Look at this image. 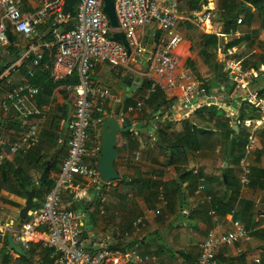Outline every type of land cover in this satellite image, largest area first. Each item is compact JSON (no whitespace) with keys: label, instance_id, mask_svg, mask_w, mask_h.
Listing matches in <instances>:
<instances>
[{"label":"crops","instance_id":"0c3cea01","mask_svg":"<svg viewBox=\"0 0 264 264\" xmlns=\"http://www.w3.org/2000/svg\"><path fill=\"white\" fill-rule=\"evenodd\" d=\"M39 3L40 0H24L23 11L33 12L38 8ZM179 8L181 18L177 22V31L181 34L182 40L173 50L178 59L174 74L180 78L183 72L190 73L194 80L203 82L207 86V91L217 98L220 107L225 109L227 117L237 116L238 102L234 99L237 96L242 99V93L232 84L231 73L222 65V61L228 59L239 62L243 70L256 72V76L253 74L250 77L249 89L257 93L262 89L264 81L261 78H264V64L260 62L264 58V29L261 27V18L264 15V6L257 8L245 0H180ZM192 10L208 14L206 27L186 17ZM228 11L236 13V19L241 18L242 21L240 23L233 21L238 35H228L227 40L224 41L218 33H226L230 29L223 31V22L219 20V15ZM9 32L13 41L9 39L7 52L15 48L20 54L30 49L35 41L39 42L40 49L43 51V61L41 60L39 66L32 68V57H27L18 62L19 68L11 76L21 80L28 69H33L35 73L39 67L41 72L48 71L51 77V66L57 54V48L52 44L49 24L45 23L39 28V40L25 38L18 32ZM144 33L146 43L149 38H152L151 48L157 44L162 35L156 23L147 25ZM209 33L216 34L219 40L214 55L205 59L200 54L203 46L201 34ZM229 42L233 43L228 45ZM30 54L33 56L32 52ZM4 57L0 58V62ZM214 63L219 65L218 73L215 72ZM115 68L117 67L107 63L98 64L91 77L93 82L110 87L120 100L124 95H127L126 99L129 98L131 102L140 98L146 90L142 83L140 84V80L148 81L155 77V73L148 68V61L141 62L138 76L130 74L122 67L119 75L120 69ZM146 72L148 76L144 75ZM73 73L76 74L75 71ZM127 74L133 76L131 85L122 83ZM232 85V92L228 94ZM4 91L5 86L0 79V98ZM165 95L166 103L156 106L146 103L141 111L126 113L125 116L133 124L142 123L143 125L136 130L117 135L114 167L119 178L102 184L98 188L97 185L86 184L83 179L76 176L73 186L62 191L60 205L73 209L74 204L79 203V207L75 209L81 211V219L85 217L89 220L84 225L90 226L88 229L83 227L82 240L85 245H90L97 250L101 248L102 241L106 240L107 245L118 244V247L113 250H117L120 256L129 251H136L140 257H143L141 261L130 262L120 258L119 264H195L199 256V244L210 228L216 227L221 231L231 229L228 213L232 209L225 210L224 203L229 201L232 206H236L237 200L244 198L251 204L249 207L247 203L239 204L241 217L238 220L250 230V240L238 241L230 246L221 245L217 248L215 256L228 264H264V190L251 186L243 189L240 186L238 194L236 192L233 194L231 191L224 192L222 179L225 182L226 178H223L225 175L223 167L226 166L224 161L229 145L225 137H222L220 144L213 152H185L180 147L171 150L161 148L154 137L155 108L157 107L160 111L161 123L169 122L168 128L165 129L169 137H174L182 128V120L192 118L196 110L183 104L178 87L165 92ZM68 99L71 103H68ZM34 103L40 113L26 119L20 118L13 107L8 112L0 108V137L6 143L16 139L31 123L37 124L40 129L46 127L58 106L63 103H67V106L72 105V94L60 84L53 89L48 103L39 105L36 97ZM118 103L111 101L106 105L107 116L114 114ZM239 128L241 132L249 135V129L242 126ZM262 129L263 127H260L254 132L256 141L255 149L248 159L250 168L264 167V155L259 159L256 157V151L262 146ZM66 135L67 132L65 137ZM92 142L93 130H90L89 143ZM51 153L52 149L47 146L40 147L39 150L32 149L23 155L7 153L0 169V176L2 177L5 172L16 191H10L4 186L0 188V239L2 242L3 237L6 238L7 233L12 231L14 242L21 247L13 223L18 218L19 210L24 206L26 193L23 194L13 175L25 176L33 186L41 174L39 168L41 162L48 160ZM66 154L67 146L58 156L54 155L57 160L54 168L50 169V176H55ZM84 160L91 162L88 157ZM235 165L237 166L235 175L238 179L240 168L239 164ZM189 170L193 171L192 174H186ZM199 184L204 185V190L196 193ZM160 188L166 200L163 205L159 199ZM44 194L37 197L34 195V202H37L39 207ZM207 196L210 199H207ZM258 197H262L263 200L255 206L254 201ZM213 200L215 202H212ZM156 210L159 212L156 213ZM138 217L142 218V223L138 228H133L132 224ZM31 237L33 239L27 248L32 253L30 261L40 259L43 262L41 254L44 247L36 240L35 234ZM35 246L37 248L34 251L32 248ZM21 248L25 252L26 249ZM7 253L12 261L20 255L10 249ZM255 259H258V262Z\"/></svg>","mask_w":264,"mask_h":264},{"label":"built area","instance_id":"2783aa9c","mask_svg":"<svg viewBox=\"0 0 264 264\" xmlns=\"http://www.w3.org/2000/svg\"><path fill=\"white\" fill-rule=\"evenodd\" d=\"M64 2L65 0H40L35 11L25 12L24 0H0V58L7 53L8 31L18 32L28 39L39 40V28L48 23L52 44L57 48L51 66L53 81L66 80L74 71L77 74V82L64 84V89L72 94V112L67 129V154L61 160L53 177L52 187L44 194L41 206L28 212L25 222L15 229L16 237L21 247L27 249L33 239L31 236L35 234L42 247L50 250L49 258L52 260L50 264H119L120 258L127 262L141 261L143 257L136 251H129L120 256L117 250L108 248L106 240L102 241L101 248L97 250L90 251L91 247L86 249L82 240L81 213L60 205L62 191L73 186L76 176L88 185L105 184L101 181L98 170L100 126L107 117L106 105L111 101L121 100L110 87L92 81L91 74L94 68L98 64L107 63L125 68L130 74L138 76L141 62L148 61L149 70L155 73L154 78H148L150 86L145 93L124 105L118 115L120 122L124 120L126 113L141 111L148 101L149 93L156 87L162 89L164 93L178 87L183 104L192 109L212 104L220 107V104L217 98L207 91V86L194 80L190 73L183 72L180 78L174 74L178 59L173 50L182 40L181 34L177 31V22L181 18L180 0H114V11L118 21L116 29L111 27L108 17L103 12V0H76L72 19L69 17L70 12L66 15L63 13ZM186 17L202 27H206L209 18L208 14H202L198 10L189 11ZM69 20L72 21V26L65 28L63 25L68 24ZM241 21V18H237V23ZM152 23H156L162 35L145 57L147 43L144 28ZM115 31L123 33L130 53L121 41L112 38ZM218 35L226 41V36H237L238 32L236 29H230L229 32H220ZM30 52L33 54L32 68L39 66L43 51L39 42L35 41L30 49L18 55V60L16 58L8 61L0 73V79L5 86L0 98V108L8 112L13 107L22 119L40 113L34 103L39 87L30 81L34 75L33 69H28L21 80L11 76L19 68L18 62L29 57ZM222 65L230 71L232 84L241 91L242 99L260 110L259 116L254 118L246 117L239 120L237 116H231L233 117L231 124L236 123L250 130L238 163L240 168L238 180L244 189L250 184L248 159L255 149L254 132L264 126V98L249 89L250 77L253 74L256 76V72L245 71L239 62L228 59H224ZM148 72L144 75L148 76ZM158 119L159 115L154 113V120ZM90 130H93L92 143H89ZM39 143L40 128L35 123L29 124L9 143L0 137V167L7 153H27ZM86 157L90 158L91 162H86L84 160ZM203 190L204 185L199 184L196 193ZM159 199L162 205L166 203L161 188ZM207 199L210 197L207 196ZM262 200V197L256 198L255 206ZM158 212L156 210V213ZM233 215L234 210H231L228 213L231 229L221 231L213 227L207 231L199 244L200 251L195 264H228L216 258L217 248L250 240V230ZM141 223L142 218L138 217L132 226L138 228ZM2 245L0 239V248ZM255 261L258 262V259ZM42 263L40 259H34L29 264Z\"/></svg>","mask_w":264,"mask_h":264},{"label":"trees","instance_id":"16d2710c","mask_svg":"<svg viewBox=\"0 0 264 264\" xmlns=\"http://www.w3.org/2000/svg\"><path fill=\"white\" fill-rule=\"evenodd\" d=\"M254 5L255 7L259 8L264 6V0H245ZM219 20L223 22V31H228L229 29H235V25L233 21L237 22V14L236 13H230L224 12L220 13ZM74 15L73 8L70 11V19H72ZM66 27L72 26V21L69 20L68 24L63 25ZM261 27L264 29V15L261 18ZM8 36L10 41H13V37L11 35V32L8 31ZM201 37L203 39V46L200 50V54L207 59V57L213 56L214 52L217 48L218 44V37L214 33L209 34H201ZM113 38V37H112ZM233 42H229L228 45H230ZM19 53L16 51L15 48H12L8 50L7 54L4 58L1 59L0 62V73L4 69L5 65L4 63L7 61H13L18 57ZM32 57L30 54L29 58ZM43 61V60H42ZM260 64H264V58L261 59ZM215 69L218 73L219 65L214 63ZM120 69L119 75L121 73V67L116 66ZM244 68H246L244 66ZM264 81V78H261ZM30 81L39 87V92L36 96L37 103L39 105L46 104L49 102L50 97L52 95L53 89L57 85H63L71 82L75 83L77 82V74L73 73L71 76H69L66 80H59V81H53L49 75L48 71H43L38 69L35 71L34 76L31 77ZM227 85V84H226ZM142 86L146 89L150 86V81L143 79L142 80ZM233 89V85L230 87L231 93ZM259 97H264V85L262 89L258 91ZM234 100L238 102L237 109L238 114L237 118L239 120H242L246 117L254 118L259 116L260 110L258 107L254 106L253 104L247 102L246 100L241 99L239 96H237ZM131 100L127 98L125 100V106L129 104ZM68 103H71V100L68 99ZM147 103H152L155 106L160 103H166V95L163 92L162 89L159 87H156L152 92L149 93V98ZM156 111V108L154 110V113ZM67 113V103H63L61 106H58L56 110L54 111L52 117L50 118L48 124L46 127H42L40 129V143L38 146H36L33 149H40V147L47 146L50 149H52V153L48 160H44L41 162L39 168L42 172V170L45 168L47 162H52V168H54L56 163V157L64 150L65 146H68L67 144V135L65 137L61 136L62 133V125L61 121L64 120ZM160 117L158 120H156V133L154 135L156 142L163 148L164 150H171L175 147H180L182 151H193V152H213L220 144V141L222 137H225L228 140V150L226 151V166L223 167V174H225L226 181L222 179V184L224 186V192H232L233 194L236 192L238 194V190L240 188V185L238 183V179L234 173V170L231 165L238 164L240 157L243 155V149L244 145L247 141L248 133L241 132L240 131V125L238 124L239 131L235 133L233 130V125L229 123L231 120L230 117L226 116V111L222 107H218L217 105H209L202 108H197L192 118H187L182 120L181 122V130L177 132L174 137H169V134L165 131L166 128L169 126V122H166L164 124L161 123ZM262 146L256 151V157L259 159L262 155H264V126L262 129ZM236 137V140L234 143L231 142V139L233 137ZM60 140V141H59ZM40 146V147H39ZM32 150V149H31ZM29 150L28 153L31 151ZM19 154V153H18ZM23 155L25 153H20V155ZM58 158V157H57ZM3 166V165H2ZM1 166V167H2ZM0 167V169H1ZM192 170H189L186 172V174H192ZM239 173V171H238ZM1 175V174H0ZM196 175V174H193ZM15 181L19 187L23 190V194L25 195L26 191L29 189V186L32 184L28 182L25 178V176H21L20 174H14ZM54 178L52 176H48L45 182H41L39 179L37 180L36 184L33 186L31 185V188H35V197L38 195H41L43 193H46L53 185ZM8 187L10 191H16L14 187L11 185L9 178H7V175L2 174V177L0 176V188L1 187ZM252 188H258L264 190V167H251L250 168V184ZM30 188V189H31ZM183 202V201H182ZM212 202H215L213 200ZM223 205V202L220 201ZM248 204V207L250 206L251 202L246 199L239 198L237 200V205L232 206V204L227 201L225 206V210H234V218L239 219L241 217V211H239V204ZM39 207V204L37 202L33 203V209ZM79 207V203L74 204L73 209ZM234 207V208H233ZM25 222V220L22 221V223ZM35 246L32 248L35 251ZM90 251H93L94 248L91 247L89 249ZM7 240L5 237H3V246L0 248V264H29L30 260L32 258V253L29 249L25 250L24 255H19L18 258L14 261H12L11 257L7 253ZM50 250L47 248L42 249L41 259L44 260L42 264H50L51 258H49Z\"/></svg>","mask_w":264,"mask_h":264},{"label":"water","instance_id":"95a60500","mask_svg":"<svg viewBox=\"0 0 264 264\" xmlns=\"http://www.w3.org/2000/svg\"><path fill=\"white\" fill-rule=\"evenodd\" d=\"M75 2L76 0H65L64 5H63V13L65 15L71 11ZM102 9H103V12L108 17L111 27L116 29L118 27V21H117L115 11H114V0H103ZM112 37L121 41L123 45L125 46V48L127 49V52L130 53V48L128 47V44L122 32L115 31L112 33ZM151 44H152V38H149L148 43L146 45V51L144 53L145 57H147L148 55L149 49L151 48ZM7 62H5L4 65L7 64ZM132 80H133V76L131 77L130 74H127L123 78L122 83H125L126 85H131ZM126 97L127 95L122 96L121 101L117 104L114 110V114L107 116L103 120L100 126V152H99V157H98V170H99V177L101 181L104 183L111 182L119 178V174L116 168L114 167V160H115L116 153H117L116 148H115V144L117 141V135L119 133H123L129 130H136L138 127H141L143 125L142 123L133 124L132 121L127 116L124 117V120L122 122L118 120V115L124 107ZM71 112H72V105L68 104L67 113L62 122V127H63L62 133H61L62 137H64V135L67 132L69 120L71 117ZM159 112L160 111L157 110V107H156L155 114L159 115ZM151 128L154 129L153 127ZM233 130L235 132L238 131V126L236 123L233 124ZM235 140H236V137L234 136L231 139V142L234 143ZM50 169H51V163L47 162L45 168L42 170L39 176V180L41 182H45V180L49 176ZM223 178H225V175H223ZM101 184L98 186V188L101 187ZM35 191H36L35 188H31L26 191V199L24 201V206L18 212V218L13 223L14 228H17L21 225L22 221L26 219L28 212L33 208ZM79 212L81 213L80 210ZM88 221H89L88 219H86L85 217H82L81 226L84 227L85 229L90 228V226L84 225V224H87ZM6 240H7L8 249L13 250L20 255L25 254L24 250L14 242L12 231H9L7 233ZM117 247H118V244L108 245L109 249H115ZM85 248L89 249L90 245H85Z\"/></svg>","mask_w":264,"mask_h":264},{"label":"rangeland","instance_id":"374dc122","mask_svg":"<svg viewBox=\"0 0 264 264\" xmlns=\"http://www.w3.org/2000/svg\"><path fill=\"white\" fill-rule=\"evenodd\" d=\"M115 69H119V68H115ZM50 115H51V113H50ZM61 122H63V120L61 121ZM231 122V120L229 121V123ZM226 146V145H225ZM224 150H225V147H224ZM222 151H223V149H222ZM221 153V152H220ZM222 154V153H221ZM222 159H224V158H222ZM225 162V161H224ZM232 168H233V170H234V173H236V171H237V166L234 164V165H232Z\"/></svg>","mask_w":264,"mask_h":264}]
</instances>
